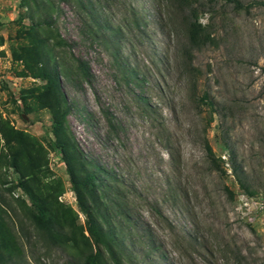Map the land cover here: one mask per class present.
I'll list each match as a JSON object with an SVG mask.
<instances>
[{"label": "rangeland", "instance_id": "obj_1", "mask_svg": "<svg viewBox=\"0 0 264 264\" xmlns=\"http://www.w3.org/2000/svg\"><path fill=\"white\" fill-rule=\"evenodd\" d=\"M240 1L242 8L218 1L201 15L215 43L194 52L201 69L194 82L182 64L184 27L169 13L160 18L155 0H93L102 22L121 28L101 42L74 0H0V235L10 240L9 247L0 241V264L75 261L73 248L36 228L20 184L25 168L33 189L85 221L66 164L48 143L53 115L40 101L43 81L22 57L40 15L58 16L57 29L36 30L54 54L72 66L74 53L91 66L90 82L73 66L62 78L69 125L90 159L122 176L127 210L140 221L132 227L134 264H264V0ZM204 91L215 102L211 124L209 106L198 100Z\"/></svg>", "mask_w": 264, "mask_h": 264}, {"label": "trees", "instance_id": "obj_2", "mask_svg": "<svg viewBox=\"0 0 264 264\" xmlns=\"http://www.w3.org/2000/svg\"><path fill=\"white\" fill-rule=\"evenodd\" d=\"M74 1L86 11L90 21L88 32L96 41H107L108 31L110 34H119L121 28L114 30L101 21V13H97L99 9L95 8L93 0ZM155 1L157 15L160 18L164 19L165 13H169L173 24L176 25L179 21L184 27L186 44L182 48V64L196 82L201 75V69L194 65V52L215 43L209 25L201 21V15L209 6H215L221 0ZM222 1L233 3L236 8L243 6L240 0ZM261 4H264V1H261ZM57 21L58 16L51 15H40L33 20L28 27L29 32L34 36L32 46L23 50L22 57L33 75L43 81L40 87V101L53 115L51 130L46 132L48 137L50 132L53 134V137H49L48 143L54 151L61 154L66 164L79 211L85 217L84 224L81 222L77 224L78 213L72 207L45 199L43 192L33 189L29 180L32 175L28 168L25 170L29 177L27 178L26 173L22 172L24 180L20 184L31 195L34 208L33 220L42 236L52 243L66 244L76 251L75 261H70L71 264H134V260L139 256L133 249L136 243L133 240L132 227L136 225L139 227L140 221L127 210V196L121 190L122 176L105 170L90 159L69 125L72 105L63 90L62 78H70L74 74V67L81 78L90 82L93 76L91 66L89 62L75 56L74 53H72L73 67L68 66L54 54L53 50L56 47L53 49L48 47V39L41 37L36 31L44 25L57 29ZM144 24L141 19L134 20V25L138 29ZM62 43L72 48V44L67 41ZM198 100L209 106L211 119L208 124H211L214 119L215 102L207 91H204ZM23 111L28 113L30 109L26 107ZM1 129L7 136L6 128L1 126ZM205 147L211 164L215 166L214 168L221 169L219 160L222 159L217 157L208 139ZM28 155L35 156L31 152H28ZM232 170L241 188L249 196H254L249 189L243 168L233 163ZM222 172L225 170L222 169ZM229 193L232 194L230 190ZM142 230L146 237L148 235L146 229L142 228ZM0 239L2 246H10V240L6 236L0 235ZM151 248H153L151 251L157 250L154 246ZM142 256V260L145 261L147 255L143 253Z\"/></svg>", "mask_w": 264, "mask_h": 264}]
</instances>
